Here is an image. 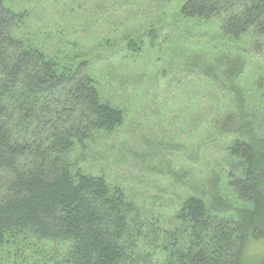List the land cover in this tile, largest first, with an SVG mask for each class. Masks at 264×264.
Returning a JSON list of instances; mask_svg holds the SVG:
<instances>
[{
    "label": "trees",
    "instance_id": "1",
    "mask_svg": "<svg viewBox=\"0 0 264 264\" xmlns=\"http://www.w3.org/2000/svg\"><path fill=\"white\" fill-rule=\"evenodd\" d=\"M49 5L57 1L0 0V264H264L250 251L264 240V110L249 109L241 86L247 60L257 61L252 91L264 105V0L181 8L183 22L215 28L202 75L229 97L215 129L231 141V167L169 223L78 167L97 136L123 128L125 114L82 53L52 54L49 33H32ZM149 38L154 45L156 33ZM123 41L128 56L143 52L144 42Z\"/></svg>",
    "mask_w": 264,
    "mask_h": 264
},
{
    "label": "rangeland",
    "instance_id": "2",
    "mask_svg": "<svg viewBox=\"0 0 264 264\" xmlns=\"http://www.w3.org/2000/svg\"><path fill=\"white\" fill-rule=\"evenodd\" d=\"M56 1L57 8L38 14L32 33H49L52 54L82 53L93 63L103 96L125 114L123 128L97 136L78 167L105 177L147 215L169 223L188 197L208 191L231 167V141L215 129L229 111V97L202 75L205 46L217 43L214 26L198 29L179 19L187 0ZM126 36L145 43L141 54L128 56ZM259 65L247 60L241 86L249 109L261 115L264 105L252 91ZM250 251L264 256V240Z\"/></svg>",
    "mask_w": 264,
    "mask_h": 264
}]
</instances>
